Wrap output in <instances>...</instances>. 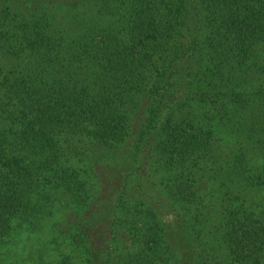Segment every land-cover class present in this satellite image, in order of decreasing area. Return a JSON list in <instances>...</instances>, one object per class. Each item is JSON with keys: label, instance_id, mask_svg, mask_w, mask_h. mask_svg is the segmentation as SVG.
Listing matches in <instances>:
<instances>
[{"label": "trees", "instance_id": "obj_1", "mask_svg": "<svg viewBox=\"0 0 264 264\" xmlns=\"http://www.w3.org/2000/svg\"><path fill=\"white\" fill-rule=\"evenodd\" d=\"M0 55V246L57 213V264H264V0H0Z\"/></svg>", "mask_w": 264, "mask_h": 264}, {"label": "rangeland", "instance_id": "obj_2", "mask_svg": "<svg viewBox=\"0 0 264 264\" xmlns=\"http://www.w3.org/2000/svg\"><path fill=\"white\" fill-rule=\"evenodd\" d=\"M71 5L72 4H65L62 7L55 9V22L61 27V29H63V32L65 31L66 33L71 34L75 27L80 29L79 24L83 21L98 18L95 15L92 5L88 2L80 3L75 6ZM16 61L0 55V69L7 71L11 69L12 65L16 63ZM258 77V81H263L264 72L259 74ZM244 86H246V84ZM222 138L227 140L226 136H223ZM213 166L214 165L209 164V166L204 167V171L206 172V177L203 182L204 186L211 187V183L214 180L212 178V174L214 173L212 171ZM147 175H149V179L154 180L156 186H153L151 183H147L145 192L155 198L164 196L158 194L157 181L154 179L152 172L147 170ZM141 177L143 181L146 179L144 176ZM143 186H145V184ZM210 190L212 191L213 189L210 188ZM136 191L137 190H135V193ZM211 191L208 194L209 189L207 188L205 193L208 195L209 200L213 201L214 191L212 194ZM248 198L250 200H264V187L249 191ZM208 206V209H212L211 204ZM175 208L176 211H179L181 215H183L182 217H189L188 214H185L184 209L179 206H176ZM190 212H195L194 206H192ZM56 217L57 213H54L53 215H46L38 219V223H36L35 228L20 229L18 234L14 233L10 240L5 241L0 246V259L11 264H57V262H59L65 255L78 256L79 254L73 249L68 240L64 239L62 235L57 236V234H55L53 223L57 219ZM55 237L57 238L56 241L53 240ZM200 239L205 247L209 248L212 245L216 247V245L212 242V239L206 236L205 231L201 232ZM179 242H181L183 247L182 253L188 254L189 260L193 263L195 259L194 253L198 251L199 247L192 245V241L186 240L181 236H179ZM180 255L181 258H183V254Z\"/></svg>", "mask_w": 264, "mask_h": 264}]
</instances>
